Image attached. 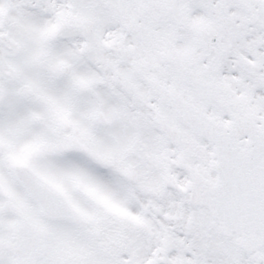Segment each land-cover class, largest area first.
Wrapping results in <instances>:
<instances>
[{
  "label": "snow or ice",
  "instance_id": "1",
  "mask_svg": "<svg viewBox=\"0 0 264 264\" xmlns=\"http://www.w3.org/2000/svg\"><path fill=\"white\" fill-rule=\"evenodd\" d=\"M0 264H264V0H0Z\"/></svg>",
  "mask_w": 264,
  "mask_h": 264
}]
</instances>
